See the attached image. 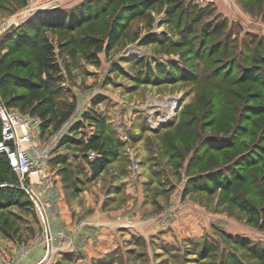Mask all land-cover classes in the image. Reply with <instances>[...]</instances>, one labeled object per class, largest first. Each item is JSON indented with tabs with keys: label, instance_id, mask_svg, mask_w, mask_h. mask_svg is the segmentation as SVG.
I'll use <instances>...</instances> for the list:
<instances>
[{
	"label": "rangeland",
	"instance_id": "obj_1",
	"mask_svg": "<svg viewBox=\"0 0 264 264\" xmlns=\"http://www.w3.org/2000/svg\"><path fill=\"white\" fill-rule=\"evenodd\" d=\"M37 15L35 41L7 51ZM11 23L2 73L24 58L28 78L46 44L60 78L53 122L31 116L41 179L14 181L29 208L0 209V264H264V0H0ZM92 113L116 151L96 176Z\"/></svg>",
	"mask_w": 264,
	"mask_h": 264
},
{
	"label": "trees",
	"instance_id": "obj_2",
	"mask_svg": "<svg viewBox=\"0 0 264 264\" xmlns=\"http://www.w3.org/2000/svg\"><path fill=\"white\" fill-rule=\"evenodd\" d=\"M141 11L142 10L135 13H139ZM167 11L170 15L173 14L172 9L170 7L167 9ZM42 17L43 16L40 15L30 17L28 18V20L23 21L15 30L11 31L2 40V42L8 45L7 51L15 50L21 46L27 47L31 45L35 41V35L34 33L31 34V31L35 32L37 30V23ZM132 17L133 14H130L126 17V19L129 20ZM39 24L46 25L48 27H56L58 25L55 24L53 20H47V22H45L44 24ZM125 25L126 24H123L122 28ZM119 33L120 32L118 30V32H116L114 36L118 37ZM41 40L44 39L41 38ZM183 40L184 38H182V41H179V43L183 44ZM83 41L88 45H93L97 42V40L94 38H86V40L84 39ZM96 45V50L100 49V44ZM40 47L41 48L39 52H37V55L33 60V63H36L35 70L28 78H21L18 74L14 72V69H19L25 64L29 63V60H25L24 58H21L20 60H12L9 64L8 71L2 73V71L0 70V97L6 105L17 109L20 113L27 114L33 117H38L40 119L41 125L43 127H47L50 123L53 122L57 112L54 102V93H57L59 88L55 89L54 83L57 82L60 78V68L54 61L53 55L46 53L51 52L49 46L43 44ZM70 51L71 53L74 52V50ZM156 67L157 70L155 72L157 75H162L163 73H165V69H162L160 65H157ZM175 67V62H172L167 65V68L170 69L172 72ZM12 86H20L22 87L23 91L18 93L12 92L10 88ZM85 116L90 117L92 120H94V124L97 126L98 130L97 132H93L91 135H89L85 143L82 139H79L78 141L79 143H84V149L97 152V156L93 159H90L87 154H84L85 152L83 153V158L87 160V164L91 170L92 176H96L102 171L104 166L116 154V151L111 147H105L104 143L101 142L102 137H104L103 118L96 113L86 114ZM69 138L71 139L72 137ZM64 160L65 159H63V161ZM76 165H78V163ZM61 169L65 185L67 187L71 186L70 182L72 179V174H74L73 170H70V167L68 165L62 166ZM16 180V173L11 169L8 159L4 154H0V183L4 181L14 182ZM219 186L226 187L225 183L221 180H214V186H212L211 188L216 189ZM29 204L30 200L27 198L26 193L18 186H0V209H4L12 205H18L23 208H29ZM239 205L244 210L248 211V208H246V206L241 203H239ZM3 224L8 225L7 219L3 221ZM3 230L5 231L6 235H12V232H15V228L13 231H8L4 226ZM54 264L58 263L54 262Z\"/></svg>",
	"mask_w": 264,
	"mask_h": 264
},
{
	"label": "built area",
	"instance_id": "obj_3",
	"mask_svg": "<svg viewBox=\"0 0 264 264\" xmlns=\"http://www.w3.org/2000/svg\"><path fill=\"white\" fill-rule=\"evenodd\" d=\"M214 1V0H209ZM0 154L8 159L11 169L16 173L21 188L26 190L27 177H40L48 149L39 148L33 135L35 121L17 109L6 105L0 97ZM0 186H17L4 181Z\"/></svg>",
	"mask_w": 264,
	"mask_h": 264
},
{
	"label": "water",
	"instance_id": "obj_4",
	"mask_svg": "<svg viewBox=\"0 0 264 264\" xmlns=\"http://www.w3.org/2000/svg\"><path fill=\"white\" fill-rule=\"evenodd\" d=\"M17 24V23H16ZM15 23H11L7 28H5L1 33H0V40L6 36L15 26ZM39 264V263H38ZM40 264H45V262H41Z\"/></svg>",
	"mask_w": 264,
	"mask_h": 264
},
{
	"label": "crops",
	"instance_id": "obj_5",
	"mask_svg": "<svg viewBox=\"0 0 264 264\" xmlns=\"http://www.w3.org/2000/svg\"><path fill=\"white\" fill-rule=\"evenodd\" d=\"M36 258H38V257H36ZM36 258H33L32 260H28V261H26L25 263H23V264H33L35 261H36ZM38 260V259H37Z\"/></svg>",
	"mask_w": 264,
	"mask_h": 264
}]
</instances>
